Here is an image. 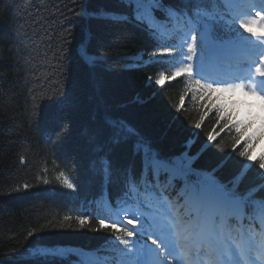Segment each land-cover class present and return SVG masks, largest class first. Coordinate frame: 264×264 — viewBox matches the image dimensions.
<instances>
[{
    "label": "trees",
    "instance_id": "trees-1",
    "mask_svg": "<svg viewBox=\"0 0 264 264\" xmlns=\"http://www.w3.org/2000/svg\"><path fill=\"white\" fill-rule=\"evenodd\" d=\"M165 3L182 6L179 0ZM128 11L118 0H0V264H76L74 252L66 259L38 257L56 246L92 252L114 239L110 229L91 230L97 227L95 217L84 228L75 220L77 214L95 212L104 194L116 205L124 173L140 172L136 138L98 150L108 141V120L125 121L166 158L196 156L207 133H219L192 166L217 169L222 183L246 162L238 155L243 142L232 151L237 133L231 126L220 131L224 121L217 125L214 109L199 129L194 127L207 109L193 98L198 93L186 90L183 77L155 85L161 70L171 71L152 61L159 42L136 23H112L103 15ZM83 47L96 58L93 64L80 56ZM181 95L185 101L177 112ZM36 105L39 114L33 115ZM262 150L264 141L251 152L258 157ZM103 155L112 164V183L93 171V162ZM61 171L77 192L60 184ZM257 181L253 169L244 185ZM175 183L178 190L182 182ZM65 215L73 219L64 221Z\"/></svg>",
    "mask_w": 264,
    "mask_h": 264
},
{
    "label": "snow or ice",
    "instance_id": "snow-or-ice-1",
    "mask_svg": "<svg viewBox=\"0 0 264 264\" xmlns=\"http://www.w3.org/2000/svg\"><path fill=\"white\" fill-rule=\"evenodd\" d=\"M118 2L129 11L104 13L105 18L112 23H136L159 42L150 53L152 61L168 65L171 71L161 70L155 85L163 87L183 77L186 90L198 93L193 98L207 109L194 127L199 129L214 109L217 125L224 121L220 131L231 126L237 133L232 151L243 142L238 155L246 162L231 181L222 183L215 176L217 169L192 166L219 133H207L196 156L185 152L166 158L138 138L125 121L108 120V141L98 150L110 151L111 146L136 138L140 172L136 175L129 169L124 173L117 207L104 194L96 201L95 212L75 216L80 228L95 217L97 227L91 230L110 229L114 237L95 251L71 253L78 257L76 264H264V150L258 157L251 152L264 141V0H179L180 7L165 0ZM79 54L89 65L96 59L86 47ZM52 95L45 94V98ZM184 101L181 95L177 112ZM32 114H39V105ZM192 143L188 142L189 148ZM230 157L231 153L218 167ZM253 169L258 181L246 186L245 178ZM93 171L105 184L113 182L107 155L93 162ZM162 176L166 177L163 182ZM57 180L77 192V185L64 171ZM176 181L182 182L178 190ZM27 236L33 237L34 231ZM69 254L61 249L42 250L38 258L66 259Z\"/></svg>",
    "mask_w": 264,
    "mask_h": 264
},
{
    "label": "rangeland",
    "instance_id": "rangeland-1",
    "mask_svg": "<svg viewBox=\"0 0 264 264\" xmlns=\"http://www.w3.org/2000/svg\"><path fill=\"white\" fill-rule=\"evenodd\" d=\"M51 249H61V250L69 251V252L82 251V250H78L77 248H68V247H62V246L48 247L46 250H51Z\"/></svg>",
    "mask_w": 264,
    "mask_h": 264
}]
</instances>
